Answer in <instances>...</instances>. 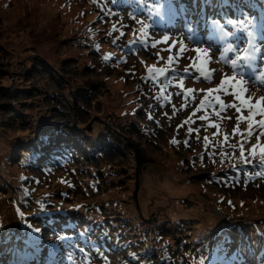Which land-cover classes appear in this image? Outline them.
Returning a JSON list of instances; mask_svg holds the SVG:
<instances>
[{
  "label": "rangeland",
  "instance_id": "rangeland-1",
  "mask_svg": "<svg viewBox=\"0 0 264 264\" xmlns=\"http://www.w3.org/2000/svg\"><path fill=\"white\" fill-rule=\"evenodd\" d=\"M92 1L0 0V237L22 235L16 214L17 209L23 211L19 205L24 194L31 203L43 190L55 194L73 217L88 223L82 226L83 233L88 232L92 220L101 218H108L105 224L115 226L113 246L120 252L110 255V249L90 245L86 237L74 233L76 236L63 241L60 249L58 259H63V264H186L188 257L199 264V256L207 257L211 248L205 245L214 243V248H220L221 243L231 242L239 234L237 226L264 235V180L248 170L228 175L223 165L228 154L238 152L231 145L239 146L242 138L226 126L235 128L236 117L247 116V111H221L214 97L220 95L226 104L234 98L223 92L207 93L208 88L218 86L220 76L213 73L212 81L207 82L194 68L184 73L183 68L190 63L184 58L174 63L173 67L180 70L174 72L168 68L170 53L161 52L162 45L154 49L160 53L158 60L139 55L136 63L106 61L104 56L111 53L107 44L113 39L117 43L132 39L134 32L139 36V25L133 20H118L111 12L101 16L97 10L100 2ZM113 25L117 32H112ZM250 30L259 37L261 27ZM102 31L112 35L106 37ZM120 31L125 33L122 38ZM180 31L178 27L172 34L179 36ZM150 33L157 38L163 35L159 31ZM184 55L195 56L191 51ZM234 55L229 53L228 57ZM215 56L218 61L219 53ZM216 63L205 65V69L220 68L222 74L232 75L230 66ZM151 65L172 71L164 75L171 80L183 75L185 91L193 89L187 97L175 100L180 96L172 95L164 102L171 121L158 117L151 106L158 93L143 79L144 69ZM260 70H264V60L257 61V75ZM167 88L171 94L178 91L172 85ZM247 95L257 100L264 95V85L257 82ZM205 96L211 106L197 111ZM172 106L183 109L187 127L192 129L194 123L198 129L187 149L181 143H171L173 139L186 140V133L180 131L183 120L172 114ZM146 114L155 120L151 123ZM201 115L207 119H199ZM239 127H244L242 133L246 134L247 122ZM253 132L257 135L259 129L254 127ZM46 135L50 143L80 142L89 153L76 168L71 166L53 176L40 175L30 157L43 152L39 146ZM254 135L245 144L246 155L256 143ZM137 153L144 158L140 160L138 207L134 201ZM24 174L30 181L26 190ZM94 181L100 182L98 193ZM79 183L84 186L80 188ZM68 191L70 198L62 194ZM197 243L200 245L193 250ZM251 245L253 249L264 248L260 241ZM81 247L89 259L77 251ZM69 253L72 259H68ZM191 253L198 258L193 259Z\"/></svg>",
  "mask_w": 264,
  "mask_h": 264
},
{
  "label": "snow or ice",
  "instance_id": "snow-or-ice-1",
  "mask_svg": "<svg viewBox=\"0 0 264 264\" xmlns=\"http://www.w3.org/2000/svg\"><path fill=\"white\" fill-rule=\"evenodd\" d=\"M138 3L142 6L141 14L145 15V19L140 20L136 19L135 16L131 17L134 23L139 25V36L134 32L133 39L127 43L140 44L152 49H156L159 45H166L161 50L170 53L168 56V68L174 72L180 71L178 68L173 67L174 63L179 58H184L190 61L189 65L183 68L184 73L189 72L190 68H194L200 73L203 80L207 82L212 81L213 73L220 76L218 86L208 88L207 93L211 95L223 92L230 98H234V102L226 104L220 95H216L214 99L216 104L220 106L221 111L227 108L235 109L236 113L247 111V116L239 115L236 117L237 125L233 129L234 134L239 133L244 139L239 143V146L232 144L231 147L234 150L238 147L239 161L241 163L258 164L261 170L255 172L254 175L264 178V143H261L262 138H264V119H255L257 116L264 117V95H261L258 100H254L252 96L247 95L255 88L257 82L260 85H264V70H261L259 75L256 74L257 61L264 60V24H261L259 37H257L256 32L250 30L255 24V16L251 12V9L255 5L251 3V0H190L191 7L184 0H155V2L153 0H138ZM260 7L262 18H264V3H261ZM107 14L111 15L110 12ZM153 18H159L160 20L167 19L170 23L175 21L181 29L180 35L173 39L169 34H164L159 38L154 34H150V29L153 27L150 21ZM122 27L124 26L122 25ZM112 32H117L116 25H113ZM108 35L111 36L112 33ZM124 35L123 31L119 32L120 38ZM112 43L114 45L117 44V39H113ZM189 45H192V47L190 48ZM99 47V44H96L95 50L99 51ZM174 49L176 50L175 52L173 51ZM188 51L193 52L195 56L185 57L184 54ZM215 53H219L218 61ZM229 53H234V58H229ZM155 55L159 58V51ZM104 59L107 61L111 59V56L106 55ZM215 62L222 63L226 67L230 66L232 75L222 74L220 68L205 69V65ZM167 71L168 69L158 68L156 65L147 66L149 75L143 79L155 81L158 77L164 76ZM176 78L178 80L176 87L180 91L164 95L165 88L172 84V81L168 80L160 89L161 95L155 99L167 103L171 95L187 97L193 93V89L191 88L185 91L183 75ZM159 106L157 105V107ZM206 106H211L208 96L199 101V107L196 110L199 111ZM216 115L219 116L220 113L217 112ZM146 118L155 120V117L149 114H146ZM199 119L205 120L207 117L201 115ZM188 122L185 121V123ZM241 122H247L246 134L240 133L239 124ZM210 126L218 127L216 124H211ZM254 127L259 129V134L255 136L256 143L251 144L250 149H247L246 155L245 144L249 143L253 137ZM191 131L192 129H189V132ZM204 139L207 144L208 137ZM224 139L227 141L228 136L225 135ZM171 143L177 144L178 141L173 139ZM185 144H187V141H185ZM201 158L203 159V157ZM248 178L251 179V175ZM229 204H231V201H229ZM39 207L41 211L45 210L44 203H40ZM79 207V205L76 206L77 209ZM17 212L21 221H25V213L19 209H17ZM25 223L32 233L40 234L42 232L41 228L35 227L32 223L26 221ZM41 239L42 237L37 235H33L26 240L7 237L0 239V245L14 240V249L21 254L20 264H27L29 249H31V254L34 255L39 250L38 241ZM55 239L57 241H65L70 238L55 234ZM49 249L48 264H60V259H58V256L61 255L59 245L55 243L50 244ZM77 251L83 254L86 260L89 259L83 247L77 249ZM68 259H72L71 253H69ZM208 260L209 258L204 255L199 256V264H206ZM260 260L261 264H264V256H261ZM225 264H248V262L241 260V253L238 252L232 256L230 261H226Z\"/></svg>",
  "mask_w": 264,
  "mask_h": 264
},
{
  "label": "trees",
  "instance_id": "trees-1",
  "mask_svg": "<svg viewBox=\"0 0 264 264\" xmlns=\"http://www.w3.org/2000/svg\"><path fill=\"white\" fill-rule=\"evenodd\" d=\"M91 54H95L94 51L91 50ZM83 100H85V97L82 96L81 97ZM63 137V136H62ZM50 137L49 136H43V142L44 144L43 145H40L39 146V149L40 151L42 150L43 152L40 154V153H35L33 156L30 157L31 159V163L33 164V167L35 168V170H39V168L42 169L43 165H44V161H51L50 159H46V158H43L41 157V155L43 154H55V151H54V147H56V145L58 146H62V143L63 141H61L60 143H50L49 141ZM71 144V146H70ZM64 148H68L69 150V153L65 152V153H62V154H66L69 158L67 159H64L62 161V163L56 165L53 169V172H50L51 173V176L59 173V172H64L66 171L68 168H70L71 166L70 165H74V168H76L77 166V163L76 162H79V159H78V156H81L82 155V152H79V150L82 148V144L80 142H77V143H73V141H65L64 142ZM65 151V149H64ZM84 154H85V157L87 156V154L89 153L88 150L84 149ZM76 156V158H74ZM74 161V162H73ZM27 174H24L23 177H22V180L24 182V189L26 190L27 188H30V181L29 179L26 177ZM82 183V182H81ZM92 185L94 187V191H96L97 193L99 192V190L101 189L100 187V182L98 181H94L92 182ZM78 186L80 188H82L83 186L79 183ZM66 194H69L71 195V191H68L66 192ZM25 195V198H23L21 204L19 206H21V210H23V212L25 213V221L26 222H29L30 220V215H33L35 213H38V212H43L40 210V203H44L45 205V210L48 208V207H51V205H56V207L58 208H62L63 206L61 205V203H59V201L55 200V196L52 195L49 193V190H43V191H39V196H37V198L33 199L34 201L33 202H29V199H28V196ZM53 198V199H52ZM30 203L31 205L29 206ZM18 216V219H19V222H20V229H27V226H26V223L25 221H21L20 217L18 214H16ZM252 226H254V223L252 224ZM248 230H245L244 229V226H237V230H236V233H239V234H235L234 235V238H238V237H246L242 234H248L250 236L251 239L255 240V241H260L263 243V241L260 240V237L257 236V234L254 232V231H248ZM92 232H96V239H97V242H101V243H106L108 242V234L107 232H102L100 230H90V233ZM240 235V236H239ZM249 241L250 239L248 237H246ZM223 244V243H221ZM264 244V243H263ZM200 245V243H197L194 245L193 247V250H196V248ZM197 246V247H196ZM205 246H211V248L209 249V251L207 252V254H214L219 248H214V243H209V244H206ZM9 246H7V244H3V245H0V263H7L9 264L10 263V259L9 257L6 255L7 254V250H8ZM215 249V250H213ZM201 252V248L197 250V253H200ZM191 256H193V258H198L197 255L195 253H191ZM31 258H34V255L31 254V251L27 257V260H32ZM189 258V257H188ZM187 258L186 260V264H191V262L189 261V259ZM21 262V254H18L16 256V264H20ZM177 263H180V264H184L183 262H177Z\"/></svg>",
  "mask_w": 264,
  "mask_h": 264
},
{
  "label": "clouds",
  "instance_id": "clouds-1",
  "mask_svg": "<svg viewBox=\"0 0 264 264\" xmlns=\"http://www.w3.org/2000/svg\"><path fill=\"white\" fill-rule=\"evenodd\" d=\"M84 149H86V148L84 146H82V148L79 150V152L83 153ZM84 159H81L80 162L82 160H84ZM38 172H39L40 175H42V173H43L40 169L38 170ZM50 210H53V209H50ZM41 213L38 212V213H35L33 215H30L29 222L32 223L35 227L41 228L42 232L40 234H35V233H32L31 230L28 229V228L27 229H21L22 235H20L18 238L22 239V240H26V239H29L33 235L40 236V237H42V239L38 241L39 250H44V249L48 250L49 248H47V247H49V246L47 245V243H49V245L53 244V243L59 245V244H61L63 242V241H57L55 239V234H58V233L53 232V229H51L52 226L55 225V224H58L60 228H63V227L67 228L66 225H68V224H66L67 220H63V219L59 218L57 223L53 222V223L48 224V222H46L45 225H43L44 218L47 217L48 215L44 214V212H41ZM52 219L54 220V219H57V218H52ZM74 219L82 220L79 217H77V218L74 217ZM106 219H108V218H105V219L101 218V219H97V220H92L91 221V226L95 227L96 223L102 222V226H101L102 228L101 229L99 228V230L102 231V232H107V234H108V236H107L108 242H106V243L105 242L104 243L97 242L96 232L89 233V236H91V243L93 245L96 244L97 246H102L105 249H110L111 251H110L109 254L111 255L112 254L111 252L118 253L120 251H114L113 250V247H114L113 246V244H114L113 241L114 240L112 239V237L115 236V231L116 230L113 228L115 226H112V225L109 226V224H107V223L105 224ZM66 235H68V233H66ZM0 239H3V237H0ZM66 240H68V239H66ZM5 244H7V246H9L6 255L9 257L10 263L16 264V256L18 254H20V253L17 250L14 249L15 241H12L10 243L6 242ZM38 251H36V252H38Z\"/></svg>",
  "mask_w": 264,
  "mask_h": 264
},
{
  "label": "water",
  "instance_id": "water-1",
  "mask_svg": "<svg viewBox=\"0 0 264 264\" xmlns=\"http://www.w3.org/2000/svg\"><path fill=\"white\" fill-rule=\"evenodd\" d=\"M137 158H138V162H137L138 169H137V172H136V190L134 192V201H135V203H136V205L138 207V191H139V188H140L139 178H140V169H141V166H142L140 160L144 161V158H141L139 153H137Z\"/></svg>",
  "mask_w": 264,
  "mask_h": 264
},
{
  "label": "bare ground",
  "instance_id": "bare-ground-1",
  "mask_svg": "<svg viewBox=\"0 0 264 264\" xmlns=\"http://www.w3.org/2000/svg\"><path fill=\"white\" fill-rule=\"evenodd\" d=\"M159 22H161V23H163V22H168V20L167 19H164V20H161V21H159ZM261 71V70H260ZM259 71V72H260ZM68 225H73V224H68ZM68 225H66V226H68Z\"/></svg>",
  "mask_w": 264,
  "mask_h": 264
}]
</instances>
